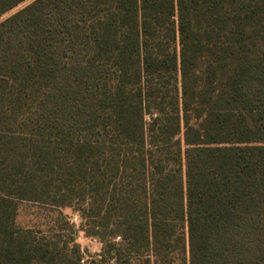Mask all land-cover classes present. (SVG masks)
Returning a JSON list of instances; mask_svg holds the SVG:
<instances>
[{"label":"trees","instance_id":"1","mask_svg":"<svg viewBox=\"0 0 264 264\" xmlns=\"http://www.w3.org/2000/svg\"><path fill=\"white\" fill-rule=\"evenodd\" d=\"M0 264H264V0H0Z\"/></svg>","mask_w":264,"mask_h":264},{"label":"rangeland","instance_id":"2","mask_svg":"<svg viewBox=\"0 0 264 264\" xmlns=\"http://www.w3.org/2000/svg\"><path fill=\"white\" fill-rule=\"evenodd\" d=\"M22 6L14 9L4 16L3 19L16 12ZM62 213L64 217L76 226L74 237L76 242L81 245L86 259H91V257L100 254L102 252V244L94 238L87 237L83 231L79 230L81 225L79 214L70 208L63 209ZM60 218L59 213L53 209L31 203H22L19 206L17 223L20 227H33L46 231L54 227L56 221Z\"/></svg>","mask_w":264,"mask_h":264}]
</instances>
